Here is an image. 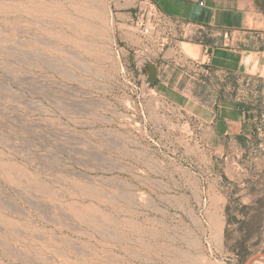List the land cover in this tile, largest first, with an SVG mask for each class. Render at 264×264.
I'll list each match as a JSON object with an SVG mask.
<instances>
[{"label":"rangeland","instance_id":"1","mask_svg":"<svg viewBox=\"0 0 264 264\" xmlns=\"http://www.w3.org/2000/svg\"><path fill=\"white\" fill-rule=\"evenodd\" d=\"M159 9L0 0V264H246L264 253V84L239 74L195 85L206 100L239 97L254 118L237 156L204 150L197 118L143 65L160 66L176 41L220 36L173 29Z\"/></svg>","mask_w":264,"mask_h":264},{"label":"crops","instance_id":"2","mask_svg":"<svg viewBox=\"0 0 264 264\" xmlns=\"http://www.w3.org/2000/svg\"><path fill=\"white\" fill-rule=\"evenodd\" d=\"M155 1L160 8L158 16L173 29L178 23L185 25L182 28L185 33L210 28L218 31L220 43L175 40L173 46L161 49L163 63L156 64L158 76L153 87L165 96L172 95L169 100L173 105L189 109L187 112L197 118L201 138L207 141L204 150L215 156H237L240 141H245L253 130L250 110L237 96L206 100L194 87L209 89L212 83L219 87L222 81L230 83L227 79L239 74L261 79L264 84V47L256 45L263 42L264 35V12L260 4L256 0ZM207 52L208 70L204 60ZM208 75L217 76V80L212 77L208 80Z\"/></svg>","mask_w":264,"mask_h":264},{"label":"water","instance_id":"3","mask_svg":"<svg viewBox=\"0 0 264 264\" xmlns=\"http://www.w3.org/2000/svg\"><path fill=\"white\" fill-rule=\"evenodd\" d=\"M143 69L146 74V81L151 83L155 81L158 76V67L152 62H145L143 65ZM253 260H264V253H256L250 256L246 264L251 263Z\"/></svg>","mask_w":264,"mask_h":264},{"label":"built area","instance_id":"4","mask_svg":"<svg viewBox=\"0 0 264 264\" xmlns=\"http://www.w3.org/2000/svg\"><path fill=\"white\" fill-rule=\"evenodd\" d=\"M202 3V2H201ZM207 62H209V57L207 56V60H206Z\"/></svg>","mask_w":264,"mask_h":264}]
</instances>
